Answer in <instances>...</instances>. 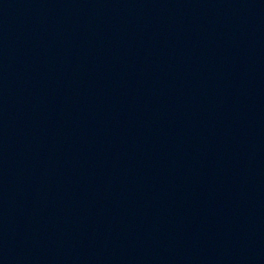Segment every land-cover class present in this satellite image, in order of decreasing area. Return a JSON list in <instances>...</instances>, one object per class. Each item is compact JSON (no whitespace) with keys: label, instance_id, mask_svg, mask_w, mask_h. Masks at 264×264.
Segmentation results:
<instances>
[{"label":"water","instance_id":"obj_1","mask_svg":"<svg viewBox=\"0 0 264 264\" xmlns=\"http://www.w3.org/2000/svg\"><path fill=\"white\" fill-rule=\"evenodd\" d=\"M0 264H264V0H0Z\"/></svg>","mask_w":264,"mask_h":264}]
</instances>
